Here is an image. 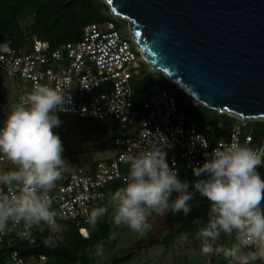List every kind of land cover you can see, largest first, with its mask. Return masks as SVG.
<instances>
[{"label":"clouds","instance_id":"9594fccd","mask_svg":"<svg viewBox=\"0 0 264 264\" xmlns=\"http://www.w3.org/2000/svg\"><path fill=\"white\" fill-rule=\"evenodd\" d=\"M70 98L48 85L35 83L31 92L9 105L0 125V158L12 170H0V233L10 223L25 227L54 225L50 193L69 170L63 157L64 146L54 131L61 125L58 112L68 111ZM143 138V149L125 154L128 173L124 186L111 194L110 222L115 228L127 227L143 236L151 229L149 218L192 212L196 194L209 204L207 224L198 232L201 253L223 255L230 264H264V179L258 169L264 165V146L253 149L247 143L219 146L193 169L195 182L181 181L175 165L169 166L167 152L173 145L157 130ZM192 189L189 191V189ZM176 193L175 199H172ZM109 214L108 206L91 210L88 222L95 227ZM221 235L235 237L231 246L217 247ZM112 232L109 239H115ZM103 254V247L96 253Z\"/></svg>","mask_w":264,"mask_h":264},{"label":"built area","instance_id":"2783aa9c","mask_svg":"<svg viewBox=\"0 0 264 264\" xmlns=\"http://www.w3.org/2000/svg\"><path fill=\"white\" fill-rule=\"evenodd\" d=\"M141 63L144 61L134 41L122 36L110 21L86 25L79 41L61 44L53 50L43 40H35L28 52L0 42V75L17 79L27 93L37 82L55 88L70 98L68 111L58 112V116H70L79 123L107 122L119 133L114 139L116 152L112 156L96 163L84 162L65 172L57 182L50 193L52 208L58 213L54 225L27 228L23 222L10 223L8 229L0 233V247L10 240L35 245L36 235L44 228L55 231L59 221L88 224L92 209L110 205L105 199L106 186L115 181L124 183L128 173L124 155L137 154L143 149V138L147 135L145 125L152 133L159 130L168 137L173 146L165 149L167 162L170 167L175 165L178 175L180 169H185L198 178L193 169L202 166L213 149L221 145L238 142L247 143L253 149L264 146V136L254 143L252 136L242 135L238 127L211 145L198 131L196 123L178 110L177 99L166 86L152 91L138 109L130 81L137 75ZM175 89L179 90L176 86ZM27 93L19 92L15 102ZM9 166L6 159L0 158V170L8 171ZM260 168L264 170V165ZM0 191L6 193L7 189L0 187ZM79 233L88 237L84 226L79 228ZM46 262L42 254L21 256L17 251L9 252L0 260V264Z\"/></svg>","mask_w":264,"mask_h":264},{"label":"water","instance_id":"95a60500","mask_svg":"<svg viewBox=\"0 0 264 264\" xmlns=\"http://www.w3.org/2000/svg\"><path fill=\"white\" fill-rule=\"evenodd\" d=\"M144 63L189 97L264 120V0H101Z\"/></svg>","mask_w":264,"mask_h":264},{"label":"trees","instance_id":"16d2710c","mask_svg":"<svg viewBox=\"0 0 264 264\" xmlns=\"http://www.w3.org/2000/svg\"><path fill=\"white\" fill-rule=\"evenodd\" d=\"M27 20H31L30 24L23 27L21 23ZM106 21L113 22L118 30L108 5L101 0H0V42L5 41L19 51H30L35 40L47 41L51 50L64 43L77 42L82 38V30L86 25L101 24ZM139 69L137 75L133 76L130 82L135 106L141 109L143 103L151 95V89L156 79L147 70L139 72ZM189 102L188 105H184L177 100L178 110L196 123L198 131L206 137L211 145L226 138L236 127V117L225 112L219 113L202 105H194L190 98ZM86 125V123H82V126ZM92 125L98 127L100 124ZM238 128L242 135H251L254 143L264 136V121H249ZM118 135L116 128L113 127L110 138L97 145L98 151H110L114 154L116 152L114 139ZM97 161L87 160L91 163ZM258 171L261 178L264 179V170L259 168ZM178 177L182 182L185 180L195 182L200 179L193 177L185 169H180ZM122 186L124 183L121 181L108 184L105 190V199L109 201L111 194ZM191 190L190 188L189 191ZM176 196L177 194L174 193L172 199H175ZM191 205L192 212L188 216H184L183 213L167 212L165 220L172 229L161 239H152L148 246H168L176 237L183 236L187 246L201 247L197 242V237L198 232L207 224L209 204L206 198L196 194ZM108 208L109 214L101 218L95 227L90 223L78 224L72 221H59L57 229L60 230L61 241L55 243L52 241V231L47 228H44L41 234L36 235L35 245H23L15 240L7 241L4 246L0 247V260H3L9 252L17 251L21 256L30 253L42 254L47 258L46 264H95L97 260L96 248L107 246V243L113 240L109 239L112 232L118 234L126 228L113 226L110 222L111 206L109 205ZM82 226L87 229L88 237H83L79 233V228ZM220 238L223 246H231L236 242L235 237L229 239L221 235ZM134 256V252L128 253L124 257L114 259L111 264L130 261ZM218 256H213L212 264H228L230 262L227 259L218 260Z\"/></svg>","mask_w":264,"mask_h":264},{"label":"rangeland","instance_id":"374dc122","mask_svg":"<svg viewBox=\"0 0 264 264\" xmlns=\"http://www.w3.org/2000/svg\"><path fill=\"white\" fill-rule=\"evenodd\" d=\"M118 26V31L124 37L130 38L128 23L121 18H115ZM31 20H27L21 23L23 27L29 25ZM147 70L148 73H152L156 79L152 91H157L161 86H166L174 94L175 98L184 105H188L189 98L184 95L182 91L176 90L175 86L170 84L164 76L160 73L153 72L146 64H141L139 72ZM19 92H26V89L20 84L17 79L8 78L0 75V124L8 115L9 105L15 103L16 96ZM195 105V104H194ZM230 115V114H229ZM235 117V116H234ZM61 125L54 129L55 133L59 135L64 146L63 157L68 163V168L74 170L79 166H82L84 162L90 160H104L105 158L112 156L110 151H98L97 145L107 141L112 132L111 126L105 122L98 127L93 126L92 122L86 123V126H82V123L76 122L70 116H59ZM236 127L245 125L238 117H236ZM264 121V120H260ZM13 166H9L12 170ZM165 215L158 216L153 214L149 218L151 224L150 231L146 235H139L138 233L124 228V230L116 234L115 239L109 241L107 246L103 247V254L97 255L95 264H111L114 259L126 256L128 253H135V256L130 261H126L120 264H212L213 256H205L201 253V247L195 248L187 246L184 242V237L179 236L174 239L168 246L165 245H152L148 246V243L154 239H161L172 228L168 226ZM52 241H61L60 230L56 229L52 232ZM199 245L202 244L201 239L197 237ZM217 247H222L221 238L215 242ZM96 248V253L98 248ZM218 260H225V257L221 254L218 256Z\"/></svg>","mask_w":264,"mask_h":264},{"label":"crops","instance_id":"0c3cea01","mask_svg":"<svg viewBox=\"0 0 264 264\" xmlns=\"http://www.w3.org/2000/svg\"><path fill=\"white\" fill-rule=\"evenodd\" d=\"M228 264H230V262Z\"/></svg>","mask_w":264,"mask_h":264}]
</instances>
